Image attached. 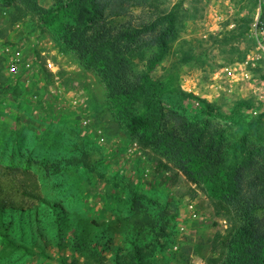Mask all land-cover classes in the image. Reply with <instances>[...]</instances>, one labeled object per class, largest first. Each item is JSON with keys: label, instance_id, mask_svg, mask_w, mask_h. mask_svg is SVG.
Segmentation results:
<instances>
[{"label": "rangeland", "instance_id": "rangeland-1", "mask_svg": "<svg viewBox=\"0 0 264 264\" xmlns=\"http://www.w3.org/2000/svg\"><path fill=\"white\" fill-rule=\"evenodd\" d=\"M39 1L51 6L56 0ZM181 1L186 9L182 28L152 75L216 104L227 115L236 100L252 99L235 121L208 115L195 97L180 98L178 106L192 121L209 119L235 133L239 156L238 131L264 114V57L251 33L255 16L262 17L260 0H142L141 6L131 1L125 4L128 15L117 19L138 23L155 7L170 9ZM77 17L68 21L76 23ZM246 17L253 18L248 31L252 40H226L225 34ZM15 42L22 45L26 60L38 55L42 63L50 58L55 65L29 80L25 75L14 80L0 55V169L10 165L35 173L41 194L62 204L73 226L59 234L37 226L29 239L17 234L25 245L19 248L0 236V264H113V247L125 245L116 227L126 225L133 209L177 212L171 221L174 242L158 249V258L173 252L168 264H206L215 235L226 233L230 224L216 215L205 187L119 124L108 110L104 82L78 60L61 34L43 27L19 0H0V44ZM243 51L247 55L239 60ZM229 66L235 68L230 77L223 71ZM68 159H78V165L67 164ZM55 162L62 163L60 170L50 167ZM1 180V195L20 199L11 183ZM191 201L201 214L198 220L189 216ZM76 228L85 242L76 239Z\"/></svg>", "mask_w": 264, "mask_h": 264}, {"label": "trees", "instance_id": "trees-1", "mask_svg": "<svg viewBox=\"0 0 264 264\" xmlns=\"http://www.w3.org/2000/svg\"><path fill=\"white\" fill-rule=\"evenodd\" d=\"M19 1L38 16L43 27L61 34L78 60L102 79L108 110L119 124L153 152L166 157L189 180L205 187L216 215L230 224L226 233L215 235L206 264H264V114L238 131V156L232 141L235 133L209 119L192 121L178 108L180 98H198L194 93L172 88L152 75L182 28V16L186 14L183 1L170 9L155 7L138 23L133 18H117L128 15L126 2L141 6L142 0H56L51 6L39 0ZM260 3L264 18V4L262 0ZM73 16H78L76 23L68 21ZM252 21V17L242 19L224 38L252 40L248 33ZM246 55L243 51L238 59ZM198 99L208 115L232 121L240 110L252 105V99L236 100L227 115L216 104ZM76 163L78 159L67 160V164ZM50 167L60 170L62 163ZM1 178L20 195V199L3 196L0 187V236L10 245L25 246L15 236L29 239L37 226L58 234L73 226L63 205L41 194L37 175L31 170L8 165L0 169V185ZM133 210L126 225H116L125 245L113 247V264H168L175 253L158 258L156 251H164L174 242L171 221L177 212ZM74 230L78 242H85L78 228ZM64 262L78 264L76 260Z\"/></svg>", "mask_w": 264, "mask_h": 264}, {"label": "built area", "instance_id": "built-area-1", "mask_svg": "<svg viewBox=\"0 0 264 264\" xmlns=\"http://www.w3.org/2000/svg\"><path fill=\"white\" fill-rule=\"evenodd\" d=\"M251 33L256 40L258 49L264 57V18H262L260 14L255 16L251 24ZM0 55L5 59L7 72L14 80L23 75H25L26 80H29L35 72L41 71L44 67L52 68L55 65L50 58L45 59V62L42 63L38 55H35L33 59L26 60L22 45L16 42L10 45L0 44ZM234 69V66H229L223 68V71L230 77L234 75ZM242 74L243 76H248L247 74L245 75L244 71ZM188 210L190 211L189 216L192 220L201 218V214L194 202L191 201L188 204ZM180 229L181 231L185 229L183 224H181Z\"/></svg>", "mask_w": 264, "mask_h": 264}, {"label": "water", "instance_id": "water-1", "mask_svg": "<svg viewBox=\"0 0 264 264\" xmlns=\"http://www.w3.org/2000/svg\"><path fill=\"white\" fill-rule=\"evenodd\" d=\"M263 4H264V0H262Z\"/></svg>", "mask_w": 264, "mask_h": 264}]
</instances>
